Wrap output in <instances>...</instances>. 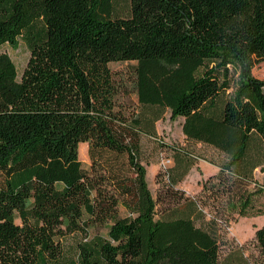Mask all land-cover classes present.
I'll use <instances>...</instances> for the list:
<instances>
[{"label": "trees", "instance_id": "1", "mask_svg": "<svg viewBox=\"0 0 264 264\" xmlns=\"http://www.w3.org/2000/svg\"><path fill=\"white\" fill-rule=\"evenodd\" d=\"M19 39L30 53L20 78L1 51ZM125 62L135 63L131 110L109 67ZM260 63L264 0H0V264H264V224L257 257L223 254L219 218L264 215ZM167 110L188 143L223 160L161 140ZM145 138L172 154L161 211ZM199 161L218 172L191 196L177 186ZM92 225L107 236L91 237ZM69 236L78 239L65 247Z\"/></svg>", "mask_w": 264, "mask_h": 264}, {"label": "rangeland", "instance_id": "2", "mask_svg": "<svg viewBox=\"0 0 264 264\" xmlns=\"http://www.w3.org/2000/svg\"><path fill=\"white\" fill-rule=\"evenodd\" d=\"M125 7L126 5L123 4V8ZM1 51L7 53L15 63L18 71V78H20L30 56V53L24 42L19 39L16 47H13L11 45H4L1 47ZM134 65V62L109 64V67L124 79L125 85H127L128 87L129 94L119 95V101L125 102L128 109L130 110L134 109L138 104V98L136 93L134 92V87L131 81ZM253 74L257 78L264 80V64L260 63L256 65L253 69ZM182 125L183 118L174 119L171 116L170 110H167L165 118L157 123V131L160 139L168 144H174L189 149L192 148L205 159L216 162H221L223 160V155L209 146L188 143L183 134ZM86 147L88 148L87 143H81L79 145V156L83 163V168L89 170L91 162L89 159V155L86 154ZM141 147L144 158L149 161L148 163H145V166L147 167V180L149 188L158 202L159 211H161L163 207V200L167 198V193L165 192L164 168L166 166H173L172 163L169 164L168 162H166L172 154L170 152H167L166 150H162L160 151L161 155H159V147L153 141L146 138L142 139ZM214 169L215 168L207 165L204 161H199L198 166H195L181 183V192L189 195L199 194L201 191V181L206 179ZM255 178L264 191V171L257 169L255 171ZM257 189L258 187L253 184H246L244 186L238 184L234 188L235 191L246 193L253 192ZM209 203L211 204L212 202ZM169 205L170 204L168 200L167 206ZM256 206L264 207V192L256 199ZM205 209L209 211V213H211L213 216L217 215L216 211L212 210L210 206L206 207ZM121 213L123 215L126 213L124 208H121ZM219 218L221 219L220 235L224 246L223 254L227 253L230 249L242 247L246 256L257 257L258 251L254 242L255 231L256 228L263 223L264 217L255 220V222H252V220H250L249 218L246 219L240 217L238 214H230L226 216L219 215ZM17 222L20 223V221ZM89 233L91 237L96 234L107 236V227L92 225L89 229ZM76 239H78V237H67V239L65 240V247H71Z\"/></svg>", "mask_w": 264, "mask_h": 264}, {"label": "crops", "instance_id": "3", "mask_svg": "<svg viewBox=\"0 0 264 264\" xmlns=\"http://www.w3.org/2000/svg\"><path fill=\"white\" fill-rule=\"evenodd\" d=\"M205 162V161H204ZM207 165H210V166H212L213 168H215L214 170H212V173H210L209 174V176L210 175H213V174H216L217 172H218V169L215 167V166H213V165H211V164H209V163H207V162H205ZM196 166H198V164L196 165ZM183 182V181H182ZM181 182V183H182ZM181 183H179V185L177 186L178 187V189H180V190H182V187H181ZM189 195V194H188ZM195 195H197V194H195ZM191 196H193V195H191ZM261 217H264V215L263 216H257V217H251V218H249L250 220H252V222H255V220H257V219H259V218H261ZM247 219V218H246ZM264 224V221H263V223L260 225V226H258L257 228H259V227H261L262 225ZM256 228V229H257Z\"/></svg>", "mask_w": 264, "mask_h": 264}, {"label": "built area", "instance_id": "4", "mask_svg": "<svg viewBox=\"0 0 264 264\" xmlns=\"http://www.w3.org/2000/svg\"><path fill=\"white\" fill-rule=\"evenodd\" d=\"M166 162H168L169 164H170V163H173V161H172V159H171V158H169V159H168ZM170 167H171V166H170ZM168 168H169V166H168V167L166 166V167L164 168V169H165V171H166Z\"/></svg>", "mask_w": 264, "mask_h": 264}]
</instances>
